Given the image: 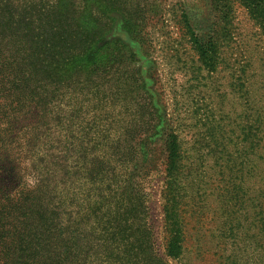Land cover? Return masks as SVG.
Wrapping results in <instances>:
<instances>
[{
  "label": "rangeland",
  "instance_id": "374dc122",
  "mask_svg": "<svg viewBox=\"0 0 264 264\" xmlns=\"http://www.w3.org/2000/svg\"><path fill=\"white\" fill-rule=\"evenodd\" d=\"M6 1L0 0V131L9 132L8 115L17 107L10 89L9 63L13 59L21 71L26 41L35 43L31 51L38 56L36 64L42 72L47 69V51L67 53L72 49L73 53L90 54L91 49L100 50L98 66L79 72L75 79H85V83L73 87L72 130L99 133L100 129L104 137L117 136L136 116L137 121L139 115L148 114V103L157 120L162 117L148 146L151 155L148 159L142 155L141 163L123 165L121 150L115 145L103 142L91 148L86 139L87 155L105 152L116 167L104 185L116 177L122 190H113L110 197L121 196L124 186L143 190L145 214L133 207L128 211H132L135 228L147 227L148 244L152 243L158 255L150 264H264V231L252 222L255 202L246 192L253 184L246 173L250 165L243 159L242 127L250 112L248 96L234 87L238 77V82L251 81L255 100L263 104L264 23L238 3L233 6L234 15L226 19L215 0H15L17 3L10 5ZM18 3H27L29 9L19 8ZM13 5L31 20L12 18L9 11ZM186 20L199 36L214 31L222 36L221 63L214 70L201 63ZM26 26L29 32L21 30L15 35ZM96 114L102 119L99 127L91 120ZM171 130L180 134L189 151L196 179L192 183L195 191L184 199L186 240L177 259L165 254L162 199L165 142ZM225 148L232 154L230 166L242 162V177L237 180L231 168L224 171L216 166L209 153ZM238 151L242 158L235 160ZM263 163L262 157L255 158L259 170ZM256 181L259 186L260 180ZM134 196L137 194L124 195L130 201ZM137 234L142 236L141 231ZM136 263L149 264L144 260Z\"/></svg>",
  "mask_w": 264,
  "mask_h": 264
},
{
  "label": "trees",
  "instance_id": "16d2710c",
  "mask_svg": "<svg viewBox=\"0 0 264 264\" xmlns=\"http://www.w3.org/2000/svg\"><path fill=\"white\" fill-rule=\"evenodd\" d=\"M10 3L17 2L6 1L7 5ZM237 3L264 23V0H215L226 19L234 15L233 6ZM23 4L17 5L29 9L27 3ZM9 13L12 18H21L20 22L26 18L31 20L23 15V10L17 11L15 5ZM186 27L201 63L209 70L217 68L224 45L222 36L216 31L199 36L189 20ZM21 30L29 32L30 28L23 27L15 35ZM48 48L51 50L53 46ZM33 49L35 43L26 41L21 51V71L13 59L9 63L10 89L17 107L8 115L9 132L0 131V264H87L90 259L91 264H137L142 260L150 264L158 255L152 243L148 244L147 227L143 224L135 228L132 211H128L133 207V211L145 214L143 190L124 186L121 196L110 197L113 190H122L116 177L104 185L116 167L105 152L87 155L86 139L91 148L103 142L111 147L115 145V149L121 150L123 165L141 163L142 155L147 159L151 155L148 146L157 135L162 117L158 121L154 107L148 103L150 116L143 113L137 121L136 116L117 136L104 137L100 129L99 133H86L83 129L73 133L70 106L73 87L85 83V79H75L79 72L98 66L100 50L91 49L90 54L73 53L72 49L67 53L47 51L44 61L47 69L42 72ZM248 76L251 78L253 74ZM237 80H234L235 90L240 87L245 91L250 111L242 127L243 159L250 165L246 173L253 182L246 192L255 202L252 222L259 223L264 231V163L261 170L255 165L256 157L264 161V102L259 104L255 100L251 81ZM99 116L91 118L95 127L101 125H98L102 122ZM165 145L167 158L162 189L165 254L177 259L184 252L186 240L184 199L196 189L192 185L196 182L192 168L195 164L189 162L191 156L177 132L171 130L167 134ZM209 153L216 166L219 164L224 171L231 168L236 180L242 177V162L230 166L229 149ZM236 157L235 160H240L242 153L238 151ZM196 158L199 161V154ZM256 180H260L259 186ZM227 187L225 191H229ZM130 193L137 194L131 201L124 197ZM139 231L142 236L137 234Z\"/></svg>",
  "mask_w": 264,
  "mask_h": 264
}]
</instances>
